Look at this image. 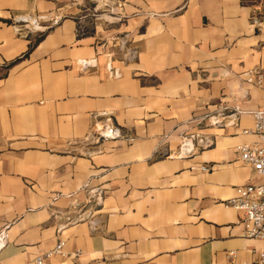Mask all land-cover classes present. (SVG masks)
I'll return each mask as SVG.
<instances>
[{
	"label": "crops",
	"instance_id": "1",
	"mask_svg": "<svg viewBox=\"0 0 264 264\" xmlns=\"http://www.w3.org/2000/svg\"><path fill=\"white\" fill-rule=\"evenodd\" d=\"M123 1L129 19L109 33L129 32L138 57L114 77L101 55L89 72L77 69L97 56L104 29L89 22L79 34L72 0H0V230L10 235L0 264L32 263L61 239L66 255L44 264H258L264 241L247 237L243 213L222 201L262 180L238 146L256 140L242 129L264 104V83L247 81L251 69L264 73V0ZM59 9L67 15L42 34L14 26L18 15ZM235 96L246 111L239 127L201 123ZM100 112L133 139L67 152ZM181 131L215 142L166 157L160 150L177 149ZM87 183L106 192L99 225L59 231L56 215H77Z\"/></svg>",
	"mask_w": 264,
	"mask_h": 264
},
{
	"label": "built area",
	"instance_id": "2",
	"mask_svg": "<svg viewBox=\"0 0 264 264\" xmlns=\"http://www.w3.org/2000/svg\"><path fill=\"white\" fill-rule=\"evenodd\" d=\"M72 2L81 11L77 26L79 34L85 35L89 32L86 26V23L89 25V22L94 23L96 26H101L105 34V37L102 34L96 43L97 56L78 59L76 61L77 69L81 73L89 72L98 65V56L101 55L106 70L114 77H120L123 71L122 66L127 65L138 57V50L131 45L129 32L122 33V35L109 33V31L115 29L118 23L129 19L130 15L126 9L125 2L123 0H72ZM66 15V12L59 9L55 13L42 14L37 17L18 15L13 20L14 26L20 33L28 31V33L42 34L53 25L58 24ZM254 24L260 29L263 27V23L258 17L254 18ZM247 81L256 82L262 87L264 83L263 71L260 69L249 70ZM245 94L243 93V96ZM235 98V102L231 105L221 99L216 110L207 113L201 123L205 122L207 126L224 129L239 127L241 116L246 111L243 110L240 99L236 96ZM102 114L106 113L93 114L94 122L84 137L71 139L67 142V152L75 155L91 156L102 152L100 146L107 141L120 138L133 139L130 134L125 133L113 123L110 116L101 120L99 117ZM251 114L253 116V125L243 128L242 132L246 135H254L256 140L239 145L238 151L241 161L250 165L254 173L261 177L262 180L241 185L238 187L237 194L234 197L222 201V203L243 213V224L247 237L264 241V104L251 111ZM179 137L180 142L177 149L173 151L160 150L166 157L177 159L191 158L200 153L202 149L211 147L215 142L213 136L200 132L187 133L181 131L179 132ZM209 169L207 166H202L203 171ZM83 189L88 193V196L84 201H74L77 215L74 217L63 215L62 213L56 215L59 231L64 230L69 225L82 222H89L93 228L99 225V220L95 216L104 205L105 189L101 186H91L90 183L85 184ZM9 238V225H7L0 230V252L9 243ZM65 246L66 240H59L52 249L37 255L32 263L44 264L53 256H65ZM233 255L234 252L229 253L230 257ZM258 264H264V248L259 252Z\"/></svg>",
	"mask_w": 264,
	"mask_h": 264
},
{
	"label": "rangeland",
	"instance_id": "3",
	"mask_svg": "<svg viewBox=\"0 0 264 264\" xmlns=\"http://www.w3.org/2000/svg\"><path fill=\"white\" fill-rule=\"evenodd\" d=\"M104 37H105V34H104ZM110 48V47H109Z\"/></svg>",
	"mask_w": 264,
	"mask_h": 264
}]
</instances>
